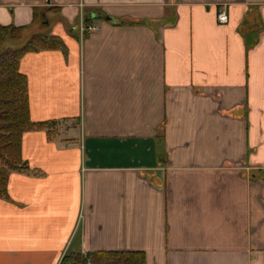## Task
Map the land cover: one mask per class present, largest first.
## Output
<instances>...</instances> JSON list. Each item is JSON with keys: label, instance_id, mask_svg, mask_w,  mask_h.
<instances>
[{"label": "crops", "instance_id": "1", "mask_svg": "<svg viewBox=\"0 0 264 264\" xmlns=\"http://www.w3.org/2000/svg\"><path fill=\"white\" fill-rule=\"evenodd\" d=\"M10 25L66 51L20 63L59 129L23 136L0 264H264V0H0Z\"/></svg>", "mask_w": 264, "mask_h": 264}, {"label": "trees", "instance_id": "2", "mask_svg": "<svg viewBox=\"0 0 264 264\" xmlns=\"http://www.w3.org/2000/svg\"><path fill=\"white\" fill-rule=\"evenodd\" d=\"M87 22V21H86ZM88 25V24H87ZM29 27L0 26V198L9 199L8 178L14 170L27 168L22 155L23 136L28 131L48 130L57 133V122H34L31 119L27 77L20 71L23 57L45 49H62L60 38L35 34L28 40ZM19 44L18 46L15 44ZM146 264L141 251H99L67 255L63 264Z\"/></svg>", "mask_w": 264, "mask_h": 264}, {"label": "built area", "instance_id": "3", "mask_svg": "<svg viewBox=\"0 0 264 264\" xmlns=\"http://www.w3.org/2000/svg\"><path fill=\"white\" fill-rule=\"evenodd\" d=\"M218 19H219V22L220 23H228V21H229V15L227 14V12L226 11H222L220 14H219V16H218ZM82 28H83V30L85 29V28H87L88 30H91V31H96V30H98V28L97 27H95V26H90V25H83L82 24ZM86 264H92V262L90 261V260H88L87 261V263Z\"/></svg>", "mask_w": 264, "mask_h": 264}, {"label": "rangeland", "instance_id": "4", "mask_svg": "<svg viewBox=\"0 0 264 264\" xmlns=\"http://www.w3.org/2000/svg\"><path fill=\"white\" fill-rule=\"evenodd\" d=\"M41 20H42V19H41V17L39 16V17L37 18V21H38V22H41ZM41 34H43V33H41ZM33 35H35V34L32 33V34L29 35V37H27L26 39L28 40V39H29L30 37H32ZM43 35H46V33H44ZM26 36H27V34H26ZM15 45L18 46L19 44L16 43ZM57 129H59V126H58ZM55 134H56V133H55ZM55 134H54V135H55ZM2 165H3V164H2V161L0 160V167H2Z\"/></svg>", "mask_w": 264, "mask_h": 264}]
</instances>
